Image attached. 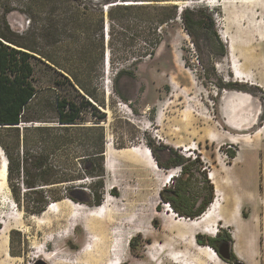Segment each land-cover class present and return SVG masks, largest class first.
<instances>
[{
    "label": "rangeland",
    "instance_id": "obj_1",
    "mask_svg": "<svg viewBox=\"0 0 264 264\" xmlns=\"http://www.w3.org/2000/svg\"><path fill=\"white\" fill-rule=\"evenodd\" d=\"M209 3L226 55L216 58V46H211L216 54L208 57V42L200 36L205 64L199 61L198 51L180 20L163 26L155 53L135 66L130 65L131 61L118 64V60L111 65L106 28L101 46L97 35L87 31L90 20L87 26L61 33L53 45H44L45 53L62 67L90 73V90L97 86L95 92L100 99L103 96L104 103L98 106L105 118L97 123L104 129L103 164L96 166L91 176L84 175L57 187L42 184L35 171L33 178L29 176L37 182L31 189L24 186L22 177L14 176L11 182L6 178L0 185V264H32L44 256L50 258L51 264H82L85 248L96 246L83 225L72 228L68 236L59 237V234L68 227L69 215L83 216L107 198L120 199L130 215L140 214L138 228L126 225L120 236L124 248L119 264H179L173 259L177 256L189 264H232L199 253L189 236L184 237L188 232L180 229L182 220L166 207L167 202L160 195L162 189L169 187L180 189L189 203L203 199L211 203L217 186L221 192V212L229 218L236 217L230 225L219 221L217 235L226 237L246 228H264V40L256 28L264 20V5L252 2L244 6L246 12L237 24L241 32L236 28L237 17L229 13L240 3L222 4L221 0ZM200 4L205 3L196 5ZM6 17L15 30L26 29L28 17L24 10L15 7ZM233 39L241 42L231 53L228 40ZM118 68L126 72L117 76ZM36 69L38 84L51 85L55 72L41 63ZM84 81L89 83V79ZM236 91L249 94L259 104L260 112L254 124L243 130L229 126L222 113L225 99ZM75 95L77 105L88 113L87 121L80 126H93L95 116L81 98L88 100V95L81 89ZM70 133L73 138L69 147L75 153L76 168H81L83 155L97 147L93 138H89L94 134L84 129ZM35 140V145L40 146L39 140ZM140 144L157 149L163 165L182 158L184 167L159 166L153 156L158 167L151 168L130 163L116 154V150ZM28 146L30 152L38 149L30 143ZM21 150L20 146V155ZM109 159L115 163L112 170L106 168ZM171 170H177V175L168 184L166 178ZM210 173H214L216 185L209 178ZM10 184L19 188L18 200ZM69 185L73 188L65 190ZM46 190L49 194L60 191L63 196L62 200L49 201L59 206L58 216L49 215L51 220L59 222L55 229L37 222L42 213L25 210V192L32 202L47 194ZM194 236L197 244L198 236L210 237L199 231ZM111 247L113 243L108 248Z\"/></svg>",
    "mask_w": 264,
    "mask_h": 264
},
{
    "label": "trees",
    "instance_id": "obj_2",
    "mask_svg": "<svg viewBox=\"0 0 264 264\" xmlns=\"http://www.w3.org/2000/svg\"><path fill=\"white\" fill-rule=\"evenodd\" d=\"M185 1L198 0H0V147L7 158L9 182L14 176L17 179L22 177L26 188H34L37 182L30 178H33L32 173L35 171L42 184L57 187L63 183L70 184L84 175L91 176L92 170L103 164L104 129L97 124L105 118V113L98 106L103 105V96L102 99L98 97L95 92L97 86L90 90V73H79L62 67L45 53L44 45H53L61 33L80 28L90 20L91 25L87 31L91 30V33L97 35L101 46L104 26L106 28L111 65H115L118 60V64L131 61L130 65L135 66L143 58L155 53L162 38L163 26L180 20L198 51L201 64H205V60L200 36H204L208 42V57L216 54L211 47L216 46V58H223L226 49L217 34L211 9L207 4H194L180 10L179 3ZM15 7L24 10L28 17L25 30H15L7 20V14ZM101 54L103 56V50ZM40 63L55 72L51 85L38 84L36 67ZM125 72L124 68H118L116 74L121 76ZM86 78L89 79L87 84L84 81ZM79 89L89 97L85 100L81 96L84 104L91 108L90 113L95 116L93 126H80L87 121L88 113L77 105L75 93L78 94ZM80 129L94 134L89 138H93L97 147L83 155V166L76 168L75 153L69 147L73 135L69 132ZM35 138L41 144L38 147ZM29 143L38 149L30 152ZM150 150L159 166L184 167L182 158L174 159L170 165H163L157 149L150 145ZM102 184L100 181L98 186L101 188ZM72 186H65L64 189L70 191ZM10 187L18 200L19 188L12 184ZM48 192L32 202L25 192V210L42 213L50 200L63 199L60 191ZM160 195L177 215L189 219L202 215L210 204L207 199L189 203L178 188H164ZM96 204H99L98 200ZM226 238L230 241L231 235L227 234ZM198 242L216 249L210 241ZM129 244H133V239ZM231 255L235 259L232 252Z\"/></svg>",
    "mask_w": 264,
    "mask_h": 264
},
{
    "label": "bare ground",
    "instance_id": "obj_3",
    "mask_svg": "<svg viewBox=\"0 0 264 264\" xmlns=\"http://www.w3.org/2000/svg\"><path fill=\"white\" fill-rule=\"evenodd\" d=\"M209 1L211 3H214L217 0ZM252 2L259 3V5H264V0H221L222 4L240 3V6L237 5L235 9L229 12L230 14L237 17L236 28L239 31H241V29H239L237 24L238 20L242 18V16H244L246 12V8L244 6ZM256 28L259 33L263 34L264 40V20H262V24H258ZM228 42L229 50L231 51V53H234L233 50L235 48L237 50V46L241 41L233 39L230 41L228 40ZM240 55L241 54L238 51V56ZM232 68L233 70L235 69L234 66H232ZM237 77H239L238 74ZM230 94V97H228L229 100L225 99L224 107L222 108V113L227 118L228 125L237 130L249 128L254 124L257 115L260 112L259 104L253 101L252 97L249 94H244L239 91L232 92ZM258 132H261V129ZM126 148L127 149L122 148L116 150L117 156L125 159L126 161H129L130 163L145 164L151 168H157L153 160V154L148 147H143L140 144L137 146ZM114 165L115 163H112L111 159H109L106 163V168L108 170H112L114 169ZM176 174L177 170H171L167 175L166 182H168L169 177L173 178L176 176ZM6 178L7 161H4L2 172L0 175V185L5 182ZM220 203L221 192L219 191L216 200H214L212 205H210L207 211H205L206 213H203L204 215L202 214L203 216L200 215L199 217H197V219L193 220H184L183 218H180V220H182L180 229L182 231L188 232V235L184 237L189 236V240L191 241L190 243L195 245V247L200 251H198L199 253H203L205 254V256L208 255L214 260L219 259V256L214 251V249L209 246H199L194 243L193 234L199 230L207 232L209 234H215L217 232V226L215 222L219 219V215L221 212ZM166 205L169 206V204ZM58 209V203L52 202L47 206L46 210L42 212L41 217H38L39 219H37V222L46 225V227L48 225V228L50 229H55L59 225V222L57 221V219L51 220L52 218L50 219L49 215L52 217L58 216ZM169 209L172 211L171 208ZM132 214L133 215H130L127 211V207L124 204L120 203V199L107 198L104 203L97 205L95 209H91L83 216L76 217L74 215H69L67 217L68 227L65 229V231L59 234V237L68 236L67 234L72 228L75 229L78 225H83L84 231L88 234L90 241L95 242L96 246L90 245L85 248V261L82 264H119V257L121 256L122 250L124 248V244L121 241L120 236L122 235L124 228L126 227V225H130L132 228H138L137 225L139 224L138 218L140 217V214L138 212H133ZM56 241L58 242L59 239H57ZM112 243L113 247L108 248L109 244L111 245ZM178 257L179 256L173 258L175 262H178L180 264H189ZM43 259L48 262L50 261L49 257L44 256Z\"/></svg>",
    "mask_w": 264,
    "mask_h": 264
},
{
    "label": "crops",
    "instance_id": "obj_4",
    "mask_svg": "<svg viewBox=\"0 0 264 264\" xmlns=\"http://www.w3.org/2000/svg\"><path fill=\"white\" fill-rule=\"evenodd\" d=\"M4 161H7V159L0 147V175ZM220 217L228 220V222L234 218H229V215L227 213L223 214V212H220L219 219ZM231 252L243 264H264V228L259 230L252 227L231 233Z\"/></svg>",
    "mask_w": 264,
    "mask_h": 264
},
{
    "label": "water",
    "instance_id": "obj_5",
    "mask_svg": "<svg viewBox=\"0 0 264 264\" xmlns=\"http://www.w3.org/2000/svg\"><path fill=\"white\" fill-rule=\"evenodd\" d=\"M218 1H220V0H218ZM202 2L205 4H210L209 0L185 1V2L179 3V8L181 10L183 7L189 6V4L194 5V4H198V3H202ZM212 249H214V248L212 247ZM214 251L217 253V255L221 259H224L225 261L231 262L232 264H243V262L240 261L239 259H232V257H231V242L228 240L222 241L218 246H216V249H214ZM32 264H48V262H46V260H44L43 258H37L33 261Z\"/></svg>",
    "mask_w": 264,
    "mask_h": 264
},
{
    "label": "flooded vegetation",
    "instance_id": "obj_6",
    "mask_svg": "<svg viewBox=\"0 0 264 264\" xmlns=\"http://www.w3.org/2000/svg\"><path fill=\"white\" fill-rule=\"evenodd\" d=\"M158 152V151H157ZM159 154V153H158ZM157 166V165H156ZM158 167V166H157ZM214 173H212V176L210 177L211 178V180H212V182L216 185V182H215V178L213 177L214 175H213ZM177 175V174H176ZM168 180H170V177L168 178ZM168 183V182H167ZM169 184V183H168ZM217 191H219L218 190V187L216 186V189H215V198L213 199V201L208 205V207H207V209L210 207V205H212V203L214 202V200L216 199V197H217ZM166 204H168V203H165V205ZM166 207H168V209L169 208H171L172 209V207L169 205V206H167L166 205ZM207 209H206V211H207ZM172 212H174V213H176L173 209H172ZM206 213V212H205ZM204 213V214H205ZM203 214V215H204ZM176 215H177V213H176ZM202 215V216H203ZM177 217H179V218H183V217H181V216H179V215H177ZM184 220H187V219H185V218H183ZM195 219H197V218H195ZM188 220H193V219H188ZM219 221H222L224 224H228V225H230V223L228 222V220H226V219H224V218H222V217H220V219H218L217 221H216V226H217V232H218V222ZM228 222V223H227ZM198 232V231H197ZM199 232H202V233H205V234H208V235H210V237H206V236H199V237H197V241H203L204 240V238L206 239V241H210V242H212L215 246H218L222 241H224V240H227V238L224 236V235H220V234H218L217 235V232L215 233V234H209V233H207V232H204V231H201V230H199ZM193 239H194V243H196L195 242V236H194V234H193ZM230 242H231V240H230ZM197 244V243H196ZM197 245H199V244H197ZM199 246H203V245H199ZM204 246H208V245H204ZM231 257H232V255H231ZM232 259H234V257H232ZM180 264V263H179Z\"/></svg>",
    "mask_w": 264,
    "mask_h": 264
},
{
    "label": "built area",
    "instance_id": "obj_7",
    "mask_svg": "<svg viewBox=\"0 0 264 264\" xmlns=\"http://www.w3.org/2000/svg\"><path fill=\"white\" fill-rule=\"evenodd\" d=\"M209 175V178H210V176H211V173L210 174H208ZM15 208H16V205H15Z\"/></svg>",
    "mask_w": 264,
    "mask_h": 264
}]
</instances>
